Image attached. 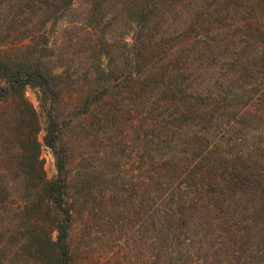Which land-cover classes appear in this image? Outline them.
<instances>
[{"label": "trees", "instance_id": "obj_1", "mask_svg": "<svg viewBox=\"0 0 264 264\" xmlns=\"http://www.w3.org/2000/svg\"><path fill=\"white\" fill-rule=\"evenodd\" d=\"M107 1L90 0L84 31L101 30ZM75 2L0 0V29L8 32L2 41L9 46L7 51L0 42V101L12 106L11 130L19 132L12 144L24 152L15 167L23 174H0V205L8 211L16 195L23 205L2 222L13 251L9 264H75L71 231L77 200L69 196L70 157L61 146L57 113L66 74L57 69L65 64L47 55L48 27L66 20ZM134 3L128 14L134 34L131 44L125 43L123 69L98 68L96 88L83 98V109L100 107L106 98L114 101L115 117L126 100L138 111L139 176L129 191L111 180L114 206L121 200L129 204L116 213L124 217L128 210L141 218V226L166 243L169 264H264V0L215 4L210 25L193 23L188 40L179 43L166 33L168 0ZM99 47L108 46L100 40ZM186 47L205 62L228 57L221 71L240 85L213 92L203 76L214 71L202 67L186 76L190 68L180 67L178 60ZM28 87L41 92L47 124L43 143L37 138L38 112L25 96ZM25 127L29 134L23 138ZM43 146L56 157L53 180L39 162ZM93 176L75 187L82 209L97 201ZM145 203L149 223L142 214Z\"/></svg>", "mask_w": 264, "mask_h": 264}, {"label": "rangeland", "instance_id": "obj_2", "mask_svg": "<svg viewBox=\"0 0 264 264\" xmlns=\"http://www.w3.org/2000/svg\"><path fill=\"white\" fill-rule=\"evenodd\" d=\"M134 1L108 0L104 10L107 19L103 29L99 31H84L88 24L86 16L92 9L90 0H76L75 8L66 20L55 29L48 27L50 51L47 55L52 57L53 62L58 63L60 58L65 64V67L57 69V72L66 73L62 85L63 95L57 106V113L60 115L61 122V146L66 149L70 157L68 169L72 188L69 196L71 202L77 200L73 209L74 223L71 231V249L75 264L170 263L167 258L169 252L166 253V243L162 240L157 241L151 229L146 231L140 224L141 218H135V214H130L128 210L125 212L128 215L124 217L116 213V209L126 211L129 206L128 201L121 200L118 207H115L116 204L114 206V202L111 201L113 194L110 190L113 188L111 183L113 178H116L121 189L128 191L138 180L141 155L137 147L134 125L138 111L131 102L128 103L126 100L122 103V111L115 117L111 113L113 106L110 105L114 101L111 102L107 98L106 104L100 107L95 105L91 109H83L84 96L96 88L98 68L102 67L107 71L123 69L122 54L126 51L125 43L131 44L134 34L131 18L128 15L132 8H135ZM225 1L227 0H168L165 10L169 13L171 21L170 26L166 27V33L175 38L173 39L175 43L183 39V41L188 40L186 34L187 31L190 33L193 30L192 24L194 23L197 27L198 24L203 26L204 23L207 28L215 11V4ZM231 23L229 20L226 24ZM212 28L216 29V25ZM7 36V30L0 29V42L6 50L9 46L2 40ZM31 36L26 37L24 45L30 42ZM100 40L108 46L105 51L99 47ZM16 42L15 39L14 43ZM106 51L110 52L109 56L103 55ZM178 60L181 63L180 67L190 68L191 71L185 69L186 76H191L200 67L213 70L214 72L210 75L203 76L210 81L207 88L213 92L226 91L227 88L238 87L241 83L237 78L227 75V71H221L228 60L226 56L219 58L211 56L209 61L205 62L204 58L199 59L195 52L189 51L186 47V51L178 56ZM25 96L38 112L37 138L40 143H43L47 124L41 107V92L38 88L28 87ZM12 116L11 104L0 101V174L7 175L9 178L20 176L24 172L23 169H16L19 163L17 156L22 154L24 156V152L19 150V144H12L19 134L11 130ZM28 134L29 129L25 127L23 138H26ZM39 162L43 164L49 180L57 177L56 157L50 148L42 147ZM91 173H94L93 178L95 177L93 185L97 201L90 204L88 208L82 209L78 201L79 197L74 193L75 187ZM122 193L125 194L126 191ZM8 203V211L0 205V264H9L8 260L13 256L11 242L1 230L2 222L9 221L12 210H19L23 206L22 199L17 195ZM145 205L147 208L142 211L144 212L142 214L149 223L151 214L148 209L149 203ZM6 255L10 257L5 258ZM185 260L182 259L181 262L184 263Z\"/></svg>", "mask_w": 264, "mask_h": 264}]
</instances>
